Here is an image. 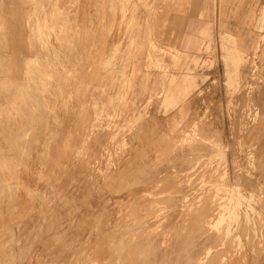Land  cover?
I'll use <instances>...</instances> for the list:
<instances>
[{"label":"rangeland","instance_id":"1","mask_svg":"<svg viewBox=\"0 0 264 264\" xmlns=\"http://www.w3.org/2000/svg\"><path fill=\"white\" fill-rule=\"evenodd\" d=\"M58 2L51 0L53 7ZM4 3L0 0V51L6 48L10 32L3 19ZM253 20L255 30L251 36L258 39L246 54L228 33L217 40L213 32L208 41H203L199 55L206 58L191 62L194 68L187 69L189 74L196 72L200 79L185 103L167 102L174 85L169 82L177 83L181 77L173 72L188 67L178 59L184 55L177 49L163 52L173 62L151 60V56L155 59L162 51L154 46L149 49L147 68L161 73L153 88L152 78L146 79L148 110H134L136 119L130 125H118L121 111L117 108L129 92L135 93L137 79L111 77L112 90L118 84L123 90L116 100L109 95L105 80L99 100L90 95L88 102L95 110L96 125L90 127L89 138L80 143L77 153H72L76 155L73 162L85 165V173L69 175L71 183L62 195L54 185L61 182L63 175L58 173L49 190L38 188L48 182L42 172L44 159L58 137L55 133L63 127L58 118L65 110L55 106L67 101L64 94L53 93L52 86L71 80L79 84L80 79L72 73L68 80L58 79L57 65L45 69L41 66L40 59L49 55L51 39L58 41L63 32L36 30L39 59L36 74L30 80L36 87L35 119L51 115L56 124L52 127V140L47 143L31 141L39 137L33 130L38 133L43 126H31L32 133L18 140L3 135V130L11 127L0 125V206L7 202L9 208L13 207L25 193L34 202L41 200L44 208H50L55 198L76 199L82 184L89 191L80 198L78 207H59L62 214H68L67 219H81L78 235L74 232L66 241L62 238L52 244L41 236L35 244L37 252L31 256L23 251L36 238L34 232L24 235L19 247L20 264H264V177L263 182L258 179V163L253 154L264 150L248 141L255 124L264 123V65L258 59V52L264 49V0ZM107 67L108 64L105 74ZM111 68L114 69V62ZM2 73L0 96L5 94L4 83L9 84L2 80ZM144 93L138 100L143 99ZM69 100H73L72 96ZM155 103L174 108L188 105L194 109L175 111L173 115H169L170 109L159 111L166 119L163 125H156L149 111ZM12 106L1 104L0 121L22 117L21 109ZM146 132L147 141L140 137ZM34 147L43 153H35ZM35 160L41 168L30 179L35 180L37 187L26 189L24 183L31 174L28 167ZM43 221L49 224L46 218ZM57 249L63 253L54 260L53 250Z\"/></svg>","mask_w":264,"mask_h":264},{"label":"crops","instance_id":"2","mask_svg":"<svg viewBox=\"0 0 264 264\" xmlns=\"http://www.w3.org/2000/svg\"><path fill=\"white\" fill-rule=\"evenodd\" d=\"M261 2L262 0H59L53 7L51 0H5L3 19L6 29L10 32L5 51H0V58H2L0 74L2 71V80L8 81L9 84L4 83L2 87L5 89V94L0 96V106L1 104L13 105L12 108L21 109L22 117L26 113L28 118L25 120L19 115L11 121L7 118L2 119L0 125L11 127L3 130V135L20 140L31 133V126H43L38 133L33 130L34 135L39 137H34L31 141L47 143L52 140V127L56 124L55 120L51 115L35 119L36 87L30 84V80L36 74V62L37 58L39 59L37 29H51L63 33L65 31L64 35L61 33L58 37V41L55 37L51 39L49 55L40 59L41 66L45 69L50 65H57L59 70L55 75L58 79L68 80L71 73L80 79L79 84L71 80L62 86H52L53 93L64 94L67 101L55 106L65 110V113L58 118L59 124L63 127L55 133L58 137L55 138V144L44 159L42 172L48 182L39 184L38 188L44 192L49 190V185L55 183L54 175L58 173L63 176L61 182L54 185L55 190H59L62 195L65 191L67 192L73 174L85 173V165L73 162L76 155L72 153H77L80 143L89 138L90 127L96 125L95 110L88 102L90 95L93 100H99L100 88L105 80L109 95L116 100L123 90L120 84L114 86L112 90L111 77L137 79L135 93L129 92L123 105L117 108L121 111L118 125H130L136 119L137 114L133 113L134 110L137 109L141 113L148 110L149 93L146 79L149 76L152 78L150 88H153L155 79L160 77L161 72L149 71L147 68L151 47L154 46L162 51L156 55L155 59L151 56V60L173 62L174 59L164 55L163 52L177 49L184 55L181 57V62L187 63V66L193 69L194 65L191 62L206 58L199 55V48L203 41H208L213 32L217 40L219 36L228 33L234 37L237 47L239 46L240 50L246 54L247 49L255 46V41L258 39L251 36L255 30L251 22H254L253 17L259 14ZM258 59L264 65V49L262 48L258 52ZM113 62L114 69L111 68ZM106 64L108 67L105 74ZM172 67L175 65L172 64ZM192 73L189 74L186 69L173 72L174 75H181V77L170 89L167 102L185 103L187 101L186 97L191 92H185L187 82L191 80L198 84L200 79L196 72ZM55 75L53 74V77ZM105 76L107 79H103ZM143 91L145 92L143 99L139 97L138 100V96ZM78 94L81 96H77ZM70 96L73 100H69ZM52 103L51 100V105ZM187 106L174 108L155 103L149 107V111L152 115L151 119L156 120L154 124L163 125L166 118L159 111L170 109L169 115H173L175 111L194 109ZM112 109L109 107L110 111ZM143 124L148 125L146 121ZM123 135L124 133L121 134L120 139ZM140 137L147 141V132ZM248 137L249 142L256 143L258 148L263 147L262 150H264V123H256ZM34 152L43 153V150L40 148L36 150L34 147ZM260 152L259 150L258 153L253 154L258 163V179L263 182L261 178L264 177V151ZM28 168L31 174L24 185L26 189L28 187L35 189L37 187L35 180H31L30 175L33 179L41 166L37 165L35 160L33 164H29ZM88 191L87 185L82 184L76 199L55 198L54 205L49 204L50 208H44L45 203L41 200L34 202L25 193L19 196L13 207L9 208L10 203L7 202L0 206L2 239L0 264H20L21 242H24L26 236L33 232V237L36 239L34 242L30 241L23 251L24 254L27 250L26 253L30 256L37 252L35 244L41 236L52 244L58 243L62 238L66 241L68 237L74 235V232L78 235L76 232L79 230L78 222L81 219L78 216L67 219L68 214H62L59 207L66 205L78 207L80 198L83 199ZM67 201L70 202L67 204ZM45 218L49 221L48 225L43 224ZM32 244L34 245L31 246ZM29 246L32 247L31 251H28ZM61 253L63 251L60 249L53 250L52 256H55L53 259H60Z\"/></svg>","mask_w":264,"mask_h":264},{"label":"bare ground","instance_id":"3","mask_svg":"<svg viewBox=\"0 0 264 264\" xmlns=\"http://www.w3.org/2000/svg\"><path fill=\"white\" fill-rule=\"evenodd\" d=\"M135 1V0H134ZM138 3V2H137ZM123 5V4H122ZM263 39H264V36H263ZM263 42H264V40H263ZM5 51V50H4ZM180 61H181V59L180 58H178ZM1 60V59H0ZM180 64H181V62L180 63H177V68H179L180 67ZM189 70L190 68L189 67H187L186 68V70ZM173 84H176V82L174 81V80H172L171 82H169V85H173ZM197 84L196 83H194V82H192L191 80H190V82H187V85H186V87H185V92H188V91H191L192 90V88H194V86H196ZM183 92V91H182ZM40 103V102H39ZM43 105V104H42ZM39 106H40V104H39ZM24 112H26V111H24ZM26 115V114H25ZM26 120V119H25ZM29 122V121H28ZM2 126V125H1ZM5 126V125H4ZM32 133V132H31ZM3 136V135H2ZM31 137H32V135H31ZM31 140V139H30ZM34 142V141H33ZM32 144V143H31ZM144 165V164H143ZM140 172V171H139ZM141 173V172H140ZM136 174V173H135ZM132 177V176H131ZM205 213V212H204ZM63 227V226H62ZM198 232H201V231H198ZM212 234V233H211ZM58 236H60V235H58ZM55 237V236H54ZM212 237V236H211ZM194 239V238H193ZM219 239V238H218ZM54 240V239H53ZM190 243V242H189ZM191 244V243H190ZM2 248V247H1ZM5 252V251H4ZM27 252V251H26ZM26 252H24V253H26ZM6 255H7V253H6ZM13 255V254H12ZM25 255V254H24ZM23 255V256H24ZM27 255V254H26ZM145 255V254H144ZM147 255V254H146ZM9 256H11V255H9ZM22 256V257H23ZM142 257V256H141ZM8 258V257H7ZM142 259V258H141ZM8 260V259H7ZM74 261V260H73ZM8 262H9V260H8ZM139 262V261H138ZM141 262V261H140Z\"/></svg>","mask_w":264,"mask_h":264}]
</instances>
